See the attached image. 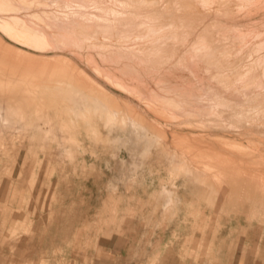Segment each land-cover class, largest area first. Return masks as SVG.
Here are the masks:
<instances>
[{"label":"rangeland","instance_id":"rangeland-1","mask_svg":"<svg viewBox=\"0 0 264 264\" xmlns=\"http://www.w3.org/2000/svg\"><path fill=\"white\" fill-rule=\"evenodd\" d=\"M28 1L0 6V264H193L226 250L238 264H264V0ZM6 24L51 35L34 46ZM185 55L219 91L246 93L231 115L243 127L169 124L130 93L127 84L158 76L139 60L175 62L185 75ZM126 64L138 75L124 76ZM93 65L116 71L115 83ZM160 76L165 86L175 79ZM69 82L124 114L137 110L166 140L147 151L128 120L106 125L101 109H77Z\"/></svg>","mask_w":264,"mask_h":264},{"label":"bare ground","instance_id":"bare-ground-1","mask_svg":"<svg viewBox=\"0 0 264 264\" xmlns=\"http://www.w3.org/2000/svg\"><path fill=\"white\" fill-rule=\"evenodd\" d=\"M11 1V0H10ZM19 1V0H18ZM22 2H24V4H26L25 2H27L28 0H21ZM47 1V0H46ZM70 1V0H69ZM68 1V2H69ZM74 1V0H73ZM73 1H71V3H73ZM152 1V0H151ZM150 1V2H151ZM4 2V1H3ZM2 2V3H3ZM5 2H7V0H5ZM4 2V3H5ZM21 2V3H22ZM32 2V1H31ZM34 2V1H33ZM45 2V1H44ZM66 2V1H65ZM76 3L78 2L77 0L75 1ZM74 2V3H75ZM86 3L85 1H82V3ZM132 2V1H131ZM138 2V1H136ZM142 2V1H141ZM145 2V1H144ZM165 2V1H164ZM1 3L0 1V6H2L3 4ZM9 3V2H7ZM14 3V2H12ZM11 3V4H12ZM20 3V2H19ZM29 3V1H28ZM48 3V2H47ZM46 3V4H47ZM60 3V2H59ZM63 3V2H61ZM81 3V2H79ZM78 3V4H79ZM81 3V4H82ZM92 3V2H91ZM96 3V2H95ZM95 3L93 5H95ZM101 3V2H100ZM124 3V1H123ZM126 3V2H125ZM139 3V2H138ZM143 3V2H142ZM17 4V2L15 3ZM22 4V5H24ZM65 4V3H64ZM62 4V5H64ZM67 4V3H66ZM77 4V5H78ZM127 4V3H126ZM132 4V3H131ZM140 4V3H139ZM144 4V3H143ZM146 4V3H145ZM7 5L8 7V4H5ZM14 5V4H13ZM19 5V4H17ZM42 5H44L42 3ZM41 5V6H42ZM51 5V4H50ZM77 5L75 4L76 8H77ZM80 5V4H79ZM87 5V3H86ZM92 5V4H91ZM90 5V6H91ZM121 5V4H120ZM128 5V4H127ZM136 5V4H135ZM150 5V4H149ZM16 7V5H14ZM40 6V5H38ZM40 6V7H41ZM57 6V5H56ZM65 6V5H64ZM63 6V7H64ZM85 6V4H84ZM142 6V4H141ZM12 8L15 9V11H17L15 7H13L12 5L10 6ZM40 7H38L40 9ZM44 7V6H43ZM41 7V8H43ZM47 7V6H45ZM79 7V6H78ZM87 7V6H86ZM99 7V6H98ZM89 8V7H88ZM139 8V7H138ZM147 8V7H146ZM150 8V7H149ZM14 9L12 10L10 8V10L14 11ZM24 9V8H23ZM60 9V8H59ZM78 9V8H77ZM84 9V8H83ZM102 9V8H101ZM108 9V8H107ZM28 10V9H27ZM43 10V9H42ZM79 10V9H78ZM98 10V9H97ZM14 13H17L15 12ZM65 11V10H64ZM88 11V10H87ZM109 11V9H108ZM63 12V11H62ZM112 12V11H111ZM148 12V11H146ZM145 12V13H146ZM43 13V11H42ZM46 13V12H45ZM99 13V11H98ZM106 13V12H105ZM141 13V12H140ZM18 14H19V8H18ZM39 14V13H38ZM49 14V13H48ZM144 13H142L141 15H143ZM147 14V13H146ZM6 15V14H5ZM9 15V14H8ZM51 15H53L51 13ZM59 15V14H58ZM113 15V13H112ZM1 16V15H0ZM17 16V15H16ZM16 16H13L14 18ZM31 18L33 17L32 14L30 15ZM43 16V15H42ZM47 16V14H46ZM45 16V17H46ZM11 17V15H10ZM38 17H40L38 15ZM60 16H58L59 18ZM7 19V17H5ZM19 18V17H17ZM25 18H28V17H25ZM24 18V19H25ZM1 19V18H0ZM52 19V18H50ZM50 19H46V20H50ZM5 20V19H4ZM9 20H12V19H9ZM22 20V19H21ZM30 20V19H29ZM35 21L37 19H34ZM119 20V19H118ZM6 21V20H5ZM14 21V20H12ZM79 21V20H77ZM11 22V21H10ZM2 23V22H1ZM12 23V22H11ZM27 23V22H26ZM25 23V24H26ZM30 23V22H29ZM67 23V22H66ZM113 23V22H112ZM14 24V23H13ZM18 24V23H17ZM39 24V23H38ZM47 24V22H46ZM93 24V23H92ZM117 24V23H116ZM5 25V24H4ZM32 26V23L30 24ZM42 25V24H41ZM62 25V24H61ZM15 26V25H14ZM25 26V25H24ZM36 26V25H34ZM65 26V25H64ZM94 26H96L94 24ZM108 26V25H107ZM4 27V26H2ZM56 27V26H55ZM58 27V26H57ZM74 27V26H72ZM88 27V26H87ZM86 27V28H87ZM91 27V26H90ZM149 27V26H148ZM41 28V27H40ZM66 28V27H65ZM85 28V29H86ZM4 29L6 30V32H12L14 34V38H17L19 40L21 39H24V41L28 42L29 44H32V45H43L44 43L47 42L48 40V34L44 31H38V30H35V33H32L30 32V30H20L19 28H17V26L15 28L11 27V25H8L6 24V26L4 27ZM3 29V30H4ZM46 29V28H45ZM80 29V28H79ZM78 27H75L73 28L74 32L75 31H78L79 30ZM88 29V28H87ZM95 29V28H94ZM113 29V28H112ZM115 29V28H114ZM47 30V29H46ZM51 30V29H50ZM72 30V29H71ZM84 30V29H83ZM29 31V32H27ZM52 31V30H51ZM91 31V29H90ZM115 31V30H114ZM49 32V31H48ZM57 33V31H56ZM95 33V32H94ZM100 33V32H99ZM112 33V31H111ZM68 34V33H67ZM8 35V34H7ZM51 34H49L50 36ZM58 35V34H57ZM65 35V33H64ZM85 35V34H84ZM54 36V35H53ZM60 36V35H59ZM9 37H11L9 35ZM56 37V36H55ZM66 37V36H65ZM73 36H70V38H72ZM75 37V36H74ZM101 37V36H100ZM13 38V39H14ZM69 38V39H70ZM97 38V37H96ZM55 39V38H54ZM59 39V38H57ZM62 39H63V36H62ZM92 39V38H91ZM105 39V38H104ZM126 39V38H125ZM51 40V39H49ZM61 40V39H60ZM98 40V39H97ZM96 40V41H97ZM107 40V39H105ZM120 40V39H119ZM134 40V39H133ZM14 41V40H13ZM16 41V40H15ZM53 41V39H52ZM124 41V40H123ZM49 42V41H48ZM72 42V41H71ZM91 42V41H90ZM103 42V41H102ZM112 42V41H111ZM129 42V41H128ZM144 42V41H143ZM17 43H19L17 41ZM22 43V42H21ZM67 44V41L65 42ZM68 43H69V40H68ZM73 43V42H72ZM130 43V42H129ZM47 44V43H46ZM55 44V43H54ZM77 44V42H76ZM85 44V43H84ZM134 44V43H133ZM21 45H25V44H21ZM51 45V44H49ZM63 45V44H62ZM27 46V45H26ZM102 46V45H101ZM130 46V45H129ZM52 47V45H51ZM55 47V46H54ZM97 47V46H96ZM96 47H94L96 49ZM99 47V46H98ZM103 47V46H102ZM127 47V46H126ZM137 47V46H136ZM35 47H33L34 49ZM57 48V47H55ZM67 48V47H65ZM64 48V49H65ZM93 48V47H92ZM107 48V47H106ZM110 48V47H109ZM31 49H32V46H31ZM36 49V48H35ZM34 49V50H35ZM39 49V48H37ZM54 49V48H53ZM58 49V48H57ZM68 49V48H67ZM76 49V47H75ZM94 49V50H95ZM100 49V48H99ZM112 50V49H111ZM134 50V49H133ZM39 51V50H38ZM103 51V49H102ZM106 51V50H105ZM109 51V49H108ZM197 51V50H196ZM200 51V50H199ZM95 52V51H94ZM107 52V51H106ZM198 52V51H197ZM50 53V52H49ZM130 53V52H129ZM199 53V52H198ZM197 55H199L201 53V56H206L204 55L205 53H202V51H200V53ZM70 54V53H69ZM155 54V53H154ZM38 55V54H37ZM48 55V54H47ZM61 55V54H60ZM91 55V53H90ZM191 55V54H190ZM104 56V55H103ZM110 56V55H109ZM193 56V54L191 55ZM46 57V56H45ZM52 57V56H51ZM49 57V58H51ZM112 57V56H111ZM196 58H199V56H195ZM69 58V57H68ZM91 58V57H89ZM104 58H107V55H105ZM184 59H180L179 61H177L178 65H180V67H184L186 68V70H188L190 72V75H188L187 73V76L186 73L185 75L180 72L181 69L177 70V69H174L177 67V65L175 67H173V65L175 64V62L173 63H170V62H166L165 66H163V68H160V69H157V66L154 65L152 67L149 66V62L146 60V59H141L139 60V64H143L144 67H141L142 69H144V75L147 74L148 75V70H152V69H155V72L157 73L156 75H158L157 77H155V80L152 82L151 79L148 77V79H143L140 82H138V87H136L135 90L134 88H131L132 85H129L127 84L128 88H130L132 91H130V89H128L130 91V93H137V95L135 94V96L137 97V99L139 100L138 103L140 102L141 105H145L148 109V111L153 114L155 117H157L158 119H161L163 120L164 122L166 123H169V124H180V125H185V124H192L194 126H200L202 128H214V129H233L235 130L234 128L238 129L240 127V125L242 126L241 122L239 121L240 118H238L236 120V118L232 117V113L233 111L235 110H238L242 108V104H244V100H242L243 98L244 99H247V95L246 93L244 92H240V91H237V92H233L231 90L225 92V91H222L224 93H222L221 91H219V89L216 87V85L212 82V80L215 79V81H218V79H216L213 75H208L209 74V71L208 69H205L203 68L200 69L199 67H197V63L195 64V62H192V60H194L193 58H191L190 56H187L185 55V57H183ZM202 58V57H201ZM67 59V58H66ZM103 59V58H102ZM203 59V58H202ZM76 60V59H75ZM78 60V59H77ZM76 60V61H77ZM134 60H137V59H134ZM90 61V60H88ZM92 61V59H91ZM163 61V60H162ZM195 61V60H194ZM102 62V61H101ZM129 62V61H128ZM127 62V63H128ZM201 63V61H199ZM1 63V62H0ZM64 63V62H63ZM90 63V62H89ZM116 63V62H115ZM126 63V62H125ZM130 63V62H129ZM158 63V62H157ZM176 63V64H177ZM92 64V63H91ZM90 64V65H91ZM94 64V63H93ZM104 64H107V63H104ZM133 64V63H132ZM136 64V63H135ZM138 64V65H139ZM199 64V63H198ZM79 65V64H78ZM123 65V64H121ZM120 65V66H121ZM203 65V64H202ZM61 66V64H60ZM95 67V65H93ZM101 66V65H100ZM100 66H97L94 68L95 72L97 73H103V74H106V75H113L115 74L116 71H113L114 73H112L111 71H107V69H105V65H102V67ZM108 66V65H107ZM111 66V65H110ZM201 66V65H199ZM32 67V66H31ZM129 67V64H126L125 66H123V70H122V74L125 75H138L137 73L134 74V72H132V69L131 68H128ZM136 67H137V64H136ZM58 68V67H56ZM81 68V67H79ZM108 68V67H106ZM140 68V69H141ZM65 70V68H63ZM86 69V68H85ZM117 70V68H114ZM129 69V70H127ZM139 69V70H140ZM50 70V69H49ZM159 70V71H158ZM177 70V71H175ZM183 70V68H182ZM59 71V70H58ZM88 71V70H87ZM91 71V70H90ZM136 71V70H135ZM141 71V70H140ZM143 71V70H142ZM185 71V69H184ZM203 74H201V72H203ZM53 72V71H52ZM61 71H59L60 73ZM64 72V71H63ZM118 72V71H117ZM195 72H197V75H201L202 78L200 77H197L196 79L194 78V80L190 79V77H192L193 75H195ZM65 73V72H64ZM97 73V75H98ZM182 73V74H181ZM206 73V74H205ZM62 74V73H61ZM88 74V73H87ZM118 73H116L115 75H117ZM42 75V74H41ZM64 75V74H63ZM68 75V74H67ZM77 75V74H76ZM143 75V77H144ZM160 75H175V79L174 80H171V82L169 81V85L168 86H165L164 84H162L161 82L163 81H159V77H161ZM102 76V75H101ZM105 77V76H103ZM113 77V76H111ZM130 77V76H129ZM185 77H188L187 80L184 79ZM114 78L113 77V83H115L114 81ZM119 78V77H118ZM124 78V77H123ZM133 78V77H132ZM136 78V77H135ZM153 78V77H151ZM193 78V77H192ZM92 79V78H91ZM101 79V78H100ZM110 79V78H109ZM108 79V80H109ZM121 79V78H119ZM129 79V78H127ZM131 79V78H130ZM150 79V80H149ZM261 79V78H260ZM93 80V79H92ZM107 80V81H108ZM136 80V79H135ZM170 80V79H169ZM117 81V80H116ZM120 81V80H119ZM118 81V82H119ZM125 82V80H123ZM123 81H122V84H123ZM197 81V82H196ZM101 82V81H100ZM133 82L135 83V81L133 80ZM137 82V81H136ZM165 82V81H164ZM196 82V84L194 83ZM121 83V82H120ZM127 83V82H126ZM129 83V82H128ZM220 83V82H219ZM102 84V83H101ZM112 84V83H111ZM119 84V83H118ZM133 84V83H132ZM136 84V83H135ZM256 84V83H255ZM62 85V84H61ZM60 85V86H61ZM113 85V84H112ZM117 85V84H116ZM134 85V84H133ZM251 85V83H250ZM101 86H104V85H101ZM118 86V85H117ZM116 86V87H117ZM120 86V85H119ZM195 86V87H194ZM249 86V85H248ZM109 87V86H108ZM67 91L69 92V94L72 96V99L74 100L75 102V106L77 109H80L81 107H85V106H88V105H92L96 110L97 109H101L102 111H104L106 113V125H108L107 123H113L114 121H116L118 118L121 119L122 122L124 123H127L126 121L128 120L129 123H130V126L133 128L134 130V133H135V137L136 138H139V140L141 141H146V144H147V151L152 148L153 144L155 142H159V143H162L163 141L166 140V134L167 132L165 130H163L160 126H158V124H154L152 123L151 126H148L146 124H144L142 122V119L140 120V118H137L136 115L137 113L135 114V111L134 114H124L123 112H120L118 111V109H114V107H110L109 106V103L105 102L101 96H98V95H88L83 89L77 87L75 84L69 82L67 83L66 87ZM114 88V87H113ZM121 88H124V87H121ZM126 88V87H125ZM194 88V89H193ZM195 88H197V90H201V92H197L198 95H187L188 93H186L187 91H190L191 92H195ZM193 89V91H192ZM107 91V89H105ZM120 90V89H119ZM123 90V89H122ZM222 90V89H221ZM250 91V89H249ZM251 92V91H250ZM120 93V92H119ZM129 93V92H128ZM110 94V93H109ZM192 94V93H191ZM103 95V94H102ZM111 95V94H110ZM131 95V94H130ZM232 98L234 100H232ZM105 99V98H104ZM240 99V100H239ZM249 99V98H248ZM115 100V99H113ZM116 101V100H115ZM137 101V100H136ZM111 102V101H110ZM116 103V102H115ZM111 104V103H110ZM127 105V104H126ZM137 106V105H136ZM129 107V106H128ZM123 108V107H122ZM146 109V108H145ZM243 109V108H242ZM135 110V109H134ZM141 110V109H140ZM129 113V112H128ZM103 114V113H102ZM104 115V114H103ZM141 115V114H140ZM232 115V116H231ZM256 116V115H255ZM103 117V116H102ZM236 117V116H235ZM145 118V117H144ZM262 119V118H261ZM256 120V119H255ZM145 121V119L143 120ZM151 123V122H150ZM264 123V122H263ZM161 125V124H160ZM249 125V124H248ZM163 126V125H162ZM238 127V128H237ZM243 127V126H242ZM213 129V130H214ZM241 129V128H240ZM114 130V129H113ZM239 130V129H238ZM112 131V129H111ZM222 131V130H220ZM219 131V132H220ZM226 131V130H225ZM237 131V130H235ZM246 133V132H245ZM253 134V133H252ZM124 135H126V133H124ZM238 135V133H237ZM251 135V134H250ZM123 136V135H122ZM247 136V135H246ZM218 138V137H217ZM221 138V137H220ZM122 141V140H121ZM140 141V142H141ZM138 142V141H137ZM126 143V142H125ZM138 146V144H137ZM124 148V149H123ZM120 150L119 152V160H122V161H126L129 157H128V150L125 149V147H123ZM137 152V151H136ZM145 153V152H143ZM118 155V154H117ZM135 155V154H134ZM114 157V156H113ZM136 157V156H135ZM143 158V157H142ZM121 161V162H122ZM131 161V160H130ZM135 161V160H134ZM140 161V160H139ZM107 163V162H106ZM142 163V161H141ZM123 165L124 162L122 163ZM144 166V165H143ZM138 167V166H137ZM140 168V167H139ZM197 168V167H196ZM244 179V178H243ZM246 179V178H245ZM255 183V182H254ZM162 190V189H161ZM110 193V192H109ZM228 194V193H227ZM171 201V199H170Z\"/></svg>","mask_w":264,"mask_h":264},{"label":"crops","instance_id":"crops-1","mask_svg":"<svg viewBox=\"0 0 264 264\" xmlns=\"http://www.w3.org/2000/svg\"><path fill=\"white\" fill-rule=\"evenodd\" d=\"M226 254H227V258L225 260L224 256ZM208 255H210V259L207 258ZM194 257L195 258H194L193 264H238V259L236 258V255L234 254V252H232L230 250H226L224 252L222 251V252L215 253V254L214 253H209V254L206 253V254L198 257V259L196 256H194ZM184 261H186V260L184 259Z\"/></svg>","mask_w":264,"mask_h":264}]
</instances>
